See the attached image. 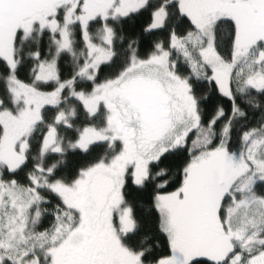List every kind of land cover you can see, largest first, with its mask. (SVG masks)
Returning a JSON list of instances; mask_svg holds the SVG:
<instances>
[{
    "label": "snow or ice",
    "instance_id": "6c2138e0",
    "mask_svg": "<svg viewBox=\"0 0 264 264\" xmlns=\"http://www.w3.org/2000/svg\"><path fill=\"white\" fill-rule=\"evenodd\" d=\"M0 264H264V0H0Z\"/></svg>",
    "mask_w": 264,
    "mask_h": 264
}]
</instances>
